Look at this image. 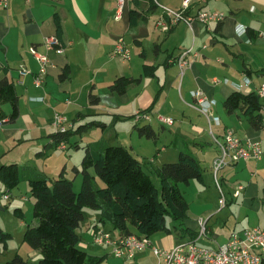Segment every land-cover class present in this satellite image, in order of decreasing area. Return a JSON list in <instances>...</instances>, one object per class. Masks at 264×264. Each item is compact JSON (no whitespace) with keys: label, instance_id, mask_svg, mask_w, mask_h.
Wrapping results in <instances>:
<instances>
[{"label":"crops","instance_id":"crops-1","mask_svg":"<svg viewBox=\"0 0 264 264\" xmlns=\"http://www.w3.org/2000/svg\"><path fill=\"white\" fill-rule=\"evenodd\" d=\"M183 1L154 0V4H151V0H139L137 4L135 0H125L122 10H119L118 0H7V5L0 4V80L7 78L14 83L20 107L16 120H10L11 104L1 105L7 117L0 122V166L15 163L21 169L31 170L32 173L27 176L49 178L45 170L40 172L19 158L17 153L10 152L15 145L19 147L30 143L36 151L42 146L46 147V151L49 146L61 149L52 137L56 133L53 122L57 113L73 124L70 135L77 132L82 139L85 130H78L80 126L97 122L106 125L105 131L116 127L126 118H130L124 128L126 134H133L137 125L149 124L158 139L160 135L152 124L155 117L156 122L165 128L166 125L175 124L170 112L178 115L183 109L184 115L188 110L190 115L199 117L183 122L185 125L182 129H188L185 130L183 142L169 141L160 149L163 153L155 148L156 157H159L150 159V168H157L168 161L176 162L174 160L179 158L182 151L192 154L204 170L203 182L198 181L199 185H203L201 197L189 201V211L183 221L176 222L168 217L166 225L170 231H160L149 238L154 246L163 249H172L181 242L195 239L199 245L217 248L228 240L234 230L241 231L251 226L264 229L260 218L254 222L248 219L252 214L243 215L252 195L249 190L239 200L242 192L236 194L235 191L233 195L227 190L225 194L223 188H219L218 200V194L212 197L206 187L212 183L210 171H213L219 153L214 138L222 140L226 129L232 128L238 136L259 141L264 146V128H254L247 118L238 113L229 114L224 107L225 99L232 92L257 93L264 85V0H191L185 8V15L195 16L201 10L220 11L225 18L208 23L195 20L192 25L182 20L170 29H164L163 23L168 22V17L162 5L181 10L184 8ZM131 10L142 12L139 24L134 27L131 25ZM53 37H58L59 45L48 43ZM120 43H123L127 56L116 54ZM131 45H139V57H131ZM147 45L153 48V56L149 55ZM33 47L39 54L48 57L46 72L41 74V85L34 80L42 66L31 51ZM59 48L63 51L58 52ZM186 50H191L187 57L189 64L182 69L178 59ZM144 65L156 66L155 75L143 76ZM24 67L30 72L22 73ZM122 76L141 80L128 86L124 94L111 91L110 86ZM159 88L158 97V93L155 94ZM197 91L207 97L205 106L212 111L214 121L200 110L199 97L194 94ZM162 93L166 95L161 105ZM92 94L98 97V103L91 102ZM261 100L264 103V97ZM165 108L168 109L167 113ZM147 109L150 120H134L136 112ZM261 113L264 118L262 110ZM91 116H95L94 119L87 122ZM163 118H170L173 123L169 124ZM99 140L105 141L104 136ZM78 141L75 145L79 147ZM116 145L127 147L122 143ZM127 148L139 160L144 157L133 144ZM170 148H174L172 153L169 152ZM67 149L68 143L67 148L62 150ZM39 152L42 151H37V156L46 154L45 151ZM209 152L213 153L211 163L205 159ZM30 155L33 156L34 152ZM203 162L206 163L205 168ZM241 162L257 169L253 174L256 173L259 179L251 185L264 184V155H261L260 158L228 165L221 177L220 171L215 173L216 185H229L224 176ZM26 169L25 172L29 171ZM90 172L94 174V169H90ZM206 173L209 175L206 176ZM24 181L28 182V179ZM244 189L243 186L240 190ZM223 196L225 206L220 203ZM91 214L93 216V210ZM94 214L100 222L89 226L92 232L86 236L87 241L80 233V245L90 255L102 258L99 264H165L151 247L137 252L129 260L127 255H114L111 245L95 244L92 234L97 226L115 237L122 233L111 223L104 224L99 210H95ZM21 220L24 224V220ZM37 224L38 220L34 217L28 225ZM130 228L135 232L133 226ZM22 255L29 264H38L41 258L38 250L27 246ZM3 263L0 260V264Z\"/></svg>","mask_w":264,"mask_h":264},{"label":"trees","instance_id":"trees-1","mask_svg":"<svg viewBox=\"0 0 264 264\" xmlns=\"http://www.w3.org/2000/svg\"><path fill=\"white\" fill-rule=\"evenodd\" d=\"M135 1L138 4L139 0ZM151 1V4H154V0ZM141 13L140 10H131L132 27L139 24ZM58 28L61 33V28ZM156 69V66L144 65L143 76H154ZM140 80L141 78L118 77L110 89L124 94L128 86L139 83ZM98 101V97L92 94L91 102L98 103ZM3 103L11 104L12 112L9 119L16 120L20 114L19 96L14 83L7 78L0 80V122L7 117L1 109ZM263 106L264 103L256 92L234 91L224 101V107L229 114L238 113L241 117L247 118L258 130L264 128V118L261 113ZM143 112L150 111L147 109ZM93 125H100L103 128L106 126L92 122L80 126L78 130H87ZM136 128L140 136L157 138L156 132L149 124L137 125ZM72 129L73 127L66 133H54L52 137L56 140V144L61 141L67 142ZM216 144L220 158L222 148L218 143ZM41 153L43 152L38 154ZM235 163L237 161L230 162V165ZM90 169H94L95 175ZM76 170L82 173L83 178L81 190L77 192L73 180L64 176V170L58 178L52 180L44 176H27L28 171L23 172L15 163L0 166V181L5 187L4 195L26 178L28 179L30 192L34 197V217L38 220V224L27 226L24 242L40 252L41 258L38 264H99L102 261V258L92 256L80 247L82 236L79 229L85 219V208L99 210L101 221L111 223L125 236L136 234L151 237L160 231H170L166 225L167 218L181 222L189 211V201L180 185L188 186L192 181L203 182L204 176V170L198 159L182 151L176 162L153 167L158 179L157 184L129 148L109 145L103 140L86 146L82 169L80 171L76 168ZM97 177L103 181L104 186H98L95 179ZM218 187L222 189L221 184ZM14 213L21 219L25 218L24 211L20 207L15 208ZM130 226L136 229L135 232ZM12 237L11 233L5 232L0 227V242L4 244L5 249L8 248V240ZM3 264L29 263L26 257L17 252L11 260Z\"/></svg>","mask_w":264,"mask_h":264},{"label":"rangeland","instance_id":"rangeland-1","mask_svg":"<svg viewBox=\"0 0 264 264\" xmlns=\"http://www.w3.org/2000/svg\"><path fill=\"white\" fill-rule=\"evenodd\" d=\"M132 46V52L131 57L136 56L139 57V45H131ZM147 49L149 50V55H154L153 48L149 47L147 45ZM153 50V51H152ZM138 88V87H137ZM139 89V88H138ZM160 89L159 88L155 94V96L158 93V97L160 95ZM163 94V93H162ZM165 93L162 96V102L161 105L165 102ZM160 105V106H161ZM184 110L186 108L183 106ZM180 114H175L174 112H170L171 117L174 120L175 124H172L171 126L166 125L165 128L162 127V125H159L156 121H158L155 117V121L152 122V124L156 127L157 132L159 133L158 139H149L145 136H140L138 131L135 130L133 134L128 135L124 132V128L126 127V122H130V118H126L122 120L119 125L116 127H110L107 128V130L103 131L104 128L102 126H91L87 128V130L83 131V139L80 134L77 132L69 136L68 143V149L62 150L57 149L56 146H49L46 151V147L42 146L41 149L39 148L37 151H45L46 154L37 156V151L34 150L33 144H26L21 146H14V148L11 150L10 153H17V156L21 158L24 162H26L28 165H33V168H38L40 172L45 170V172L49 175L50 179L58 178L60 175V172L66 165L64 171V176L68 179L73 180L75 191L81 190L82 186V173H78L76 168L81 171L82 169V161L85 156L86 152V146L89 142H93L96 140H99L104 136L105 141L109 144L116 145L119 143H122L124 145H127V147H131L133 144L137 151H140V154H143L144 157H140V160L142 161L144 169L152 175L155 182L158 184L157 176L155 175V172L153 169L150 168L151 166V158H158L156 157V151L155 148H158L159 150L164 147L166 144H168L169 141L174 140L175 143H182L184 140V137L186 136V131L188 129H182L183 125H185L183 122H189L190 120H196L194 118L195 115L189 113L188 110H186V113L183 115V109H181ZM210 110V109H209ZM166 113L168 112V109L165 108L164 110ZM156 112V111H155ZM185 112V111H184ZM60 114V113H59ZM212 112L210 110V115L207 116L209 120H213V116H211ZM95 116H91L89 120L94 119ZM199 117V116H198ZM158 118V116H157ZM133 121V119L131 118ZM142 124V123H141ZM174 125V126H173ZM228 130V129H226ZM177 135H176V133ZM177 136V138H176ZM215 137V136H214ZM79 140V141H78ZM215 142L219 141L221 143V140H219L217 137L214 138ZM77 143L80 144L79 147L76 146ZM264 145V144H263ZM158 146V147H157ZM263 147V154L264 155V146ZM79 148V149H78ZM157 149V150H158ZM174 151V148H170L169 152L172 153ZM34 152V155H30V153ZM159 153H163L162 150L159 151ZM36 154V155H35ZM155 154V155H153ZM217 154V153H216ZM217 159H215L214 162V169L211 170V178L212 183L209 185H206V187L209 189L207 193H209L212 197H215V194H218V200H219V194L220 189L218 185H216V179H215V173L217 174L219 171V176L221 177L223 171L227 168L228 165H223L217 168V162H219V156L220 153L217 155ZM31 158V159H30ZM206 162L211 163L213 160V153L209 152L206 157ZM178 157L174 161H177ZM171 162V161H168ZM67 163V164H66ZM204 168L206 166V163L203 162ZM24 167H27L24 165ZM23 167V168H24ZM26 169V168H24ZM22 169L23 172L25 170ZM235 170L230 171L229 174L225 175V180H228L229 185H223V191L224 193L229 190L233 195L236 191V194H239L242 192V195L240 196L239 200H241L246 192L249 190V194H252L249 199V205L246 206L243 210V215L246 214H252L248 219H253L254 222L257 221L258 218L264 223V206H262V196L264 194V184L262 185H251L252 182H256L257 174H253V171L255 172L257 169L255 167H249L246 166V164H238L236 167H234ZM26 170H31L27 168ZM27 172L29 174L30 172ZM259 172V169H258ZM32 173V172H31ZM209 173H206V176H208ZM98 182V186H104L103 181L99 179L98 177L95 178ZM243 185L245 187L244 190H240L239 186ZM183 194L186 196L188 201L193 202L199 196L201 197V189L203 188V185H199L198 181H193L192 185H180ZM5 192V187L3 183L0 181V227L8 233H12L13 237L8 240V248L5 249L4 244L0 242V260L3 262H6L8 260H11L13 256L15 255L16 251L21 252L22 254H25V246L30 247L26 242H24V233L26 231V227L28 224H31L34 219V197L32 196L30 192V186L28 182L24 181L21 184H19L16 188H14L11 192H8L9 195H11V199L7 200L3 198ZM226 194V193H225ZM222 195V193H221ZM230 198V197H229ZM228 199V198H227ZM241 203V202H239ZM264 205V204H263ZM221 206V205H220ZM21 207L25 211V219L24 224L21 223L22 220L17 217L14 213L15 208ZM92 210L91 208H85V219L81 225V228L79 229V232L82 233L83 239L87 241V235H90L92 232V228L89 229V226L93 223H99V218L94 214L95 210H93V216H92ZM170 219H168L169 221ZM102 226L103 224L100 223ZM105 224V223H104ZM81 247V245H80ZM101 248V247H99ZM109 248V247H108ZM115 255V254H114Z\"/></svg>","mask_w":264,"mask_h":264},{"label":"built area","instance_id":"built-area-1","mask_svg":"<svg viewBox=\"0 0 264 264\" xmlns=\"http://www.w3.org/2000/svg\"><path fill=\"white\" fill-rule=\"evenodd\" d=\"M26 1L31 2L32 0ZM190 1L191 0H184V8L181 10L162 5L168 17V22L163 23L164 29L168 30L172 25L182 20L192 25L195 20L208 23L212 20L221 21L225 18L224 13L220 11L204 10L199 11L195 16H187L184 12ZM124 3L125 0H118L119 10H122ZM0 4L7 5V0H0ZM48 43L50 45H59V39L58 37H53ZM31 51L41 62L42 67L40 68V72L34 79L37 85H41L43 80L41 74L46 72L48 57L47 55L39 54L34 47ZM62 51L61 48L58 49V52ZM116 54L127 56V51L123 43L117 46ZM190 54L191 50L183 51L180 54L178 64L182 69L189 64L187 57ZM194 55L196 56L197 54L194 53ZM21 72L28 73L30 71L24 67ZM257 93L260 97H264V85L258 89ZM194 94L199 97V102L201 104L200 110L202 113L209 116L210 110L205 106L206 101H208L207 97L200 91ZM262 112H264V106L262 107ZM141 120H150L149 114L143 111L136 112L135 121ZM163 120L169 124L173 123V120L170 118H163ZM53 124L56 133H66L73 127V124L64 115L59 113L55 115ZM217 143L222 148V155L219 158L220 161L217 162V168L223 165H230V162L260 158L263 153L262 145L259 141H254L250 138H242L232 129L226 130L223 141H221V143L217 141ZM58 147L66 149L67 143L61 141ZM239 188L241 189L243 186H239ZM3 197L8 199L10 196L5 194ZM220 203L222 206H225L226 200L224 197H221ZM202 228L205 230L204 223H202ZM92 239L95 244L111 245L113 247V253L116 256L127 255L129 260H132L137 252L144 251L146 248L151 247L156 256L160 260H163L165 264H262L264 262V229L259 226L246 227L241 231L232 232L228 240L220 244L217 248L199 245L197 239H195L181 242L172 249H163L154 246L147 236L133 234L115 237L103 227H98L94 230Z\"/></svg>","mask_w":264,"mask_h":264}]
</instances>
